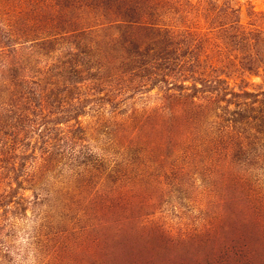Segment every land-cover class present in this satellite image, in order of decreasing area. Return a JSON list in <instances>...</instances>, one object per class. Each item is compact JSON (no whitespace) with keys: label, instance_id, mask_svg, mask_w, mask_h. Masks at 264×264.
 Segmentation results:
<instances>
[{"label":"rangeland","instance_id":"rangeland-1","mask_svg":"<svg viewBox=\"0 0 264 264\" xmlns=\"http://www.w3.org/2000/svg\"><path fill=\"white\" fill-rule=\"evenodd\" d=\"M0 264H264V0H0Z\"/></svg>","mask_w":264,"mask_h":264},{"label":"trees","instance_id":"trees-1","mask_svg":"<svg viewBox=\"0 0 264 264\" xmlns=\"http://www.w3.org/2000/svg\"><path fill=\"white\" fill-rule=\"evenodd\" d=\"M143 68H144V66H143Z\"/></svg>","mask_w":264,"mask_h":264}]
</instances>
